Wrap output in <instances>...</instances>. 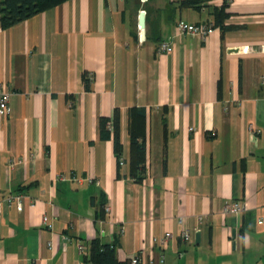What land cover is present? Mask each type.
Wrapping results in <instances>:
<instances>
[{"label":"crops","instance_id":"0c3cea01","mask_svg":"<svg viewBox=\"0 0 264 264\" xmlns=\"http://www.w3.org/2000/svg\"><path fill=\"white\" fill-rule=\"evenodd\" d=\"M222 5L231 29L178 28ZM0 83V195H23L0 211V264H88L78 244L116 238V257L139 264H264V0H65L0 26ZM115 108L119 158L98 129ZM234 200L244 209L224 212Z\"/></svg>","mask_w":264,"mask_h":264},{"label":"trees","instance_id":"16d2710c","mask_svg":"<svg viewBox=\"0 0 264 264\" xmlns=\"http://www.w3.org/2000/svg\"><path fill=\"white\" fill-rule=\"evenodd\" d=\"M65 0H0V26L8 28L11 25L26 19L34 14H37L45 9L51 8L60 4ZM204 0H180L183 6L199 8ZM214 19L212 24L219 26L221 30L231 29V25L224 24V19L229 13L225 10V6L214 7L212 9ZM85 86H88V81L85 79ZM136 112L143 115L142 109H132L131 113ZM99 135L102 139H111L113 149L117 158L121 154V143L119 138V110L114 109L110 117L100 116L98 120ZM129 142H130V175L136 182L143 179L146 173L145 165V141L142 136L135 131L133 125H129ZM105 202L102 199L99 207V216L103 217ZM118 244L117 238L109 243H101L97 239H93L90 243L88 251L85 250V258L92 264H130L129 258L120 260L116 257L115 249Z\"/></svg>","mask_w":264,"mask_h":264},{"label":"built area","instance_id":"2783aa9c","mask_svg":"<svg viewBox=\"0 0 264 264\" xmlns=\"http://www.w3.org/2000/svg\"><path fill=\"white\" fill-rule=\"evenodd\" d=\"M141 2H144L145 0H140ZM178 28L186 33L197 35L200 37H206L208 34L212 33L215 30V26L207 21H199V22H188V21H180L178 23ZM141 38V37H140ZM170 48V42L169 40H161L157 44V50L159 52L166 51ZM9 98H10V91L4 86V84L0 83V113L6 114L8 112V104H9ZM59 177H63L60 175ZM76 181L80 182L82 178H74ZM88 179V178H87ZM88 181H90L88 179ZM12 206L16 210L20 211L23 207V195L19 192L10 193L6 196L0 195V211L3 207V205ZM244 209V204L241 201L234 200L230 201L224 204L223 211L224 212H231V213H238L241 212ZM105 212L108 211L107 204L104 205ZM43 222L47 224L48 227H51V223L48 222V216L43 215L42 217ZM171 236V232H165L163 236L156 237L153 240L156 243L163 244L166 238ZM179 237L182 240H188L189 239V231L187 229H181L179 232ZM78 249L80 252L85 253V249L83 245L78 244ZM140 258L137 254H134L129 257V263L130 264H139ZM160 261H162V256L160 257ZM92 264V263H88Z\"/></svg>","mask_w":264,"mask_h":264},{"label":"water","instance_id":"95a60500","mask_svg":"<svg viewBox=\"0 0 264 264\" xmlns=\"http://www.w3.org/2000/svg\"><path fill=\"white\" fill-rule=\"evenodd\" d=\"M138 24H139L140 29L143 30L144 28V11L143 10L139 11ZM141 37H143V33L141 34Z\"/></svg>","mask_w":264,"mask_h":264}]
</instances>
